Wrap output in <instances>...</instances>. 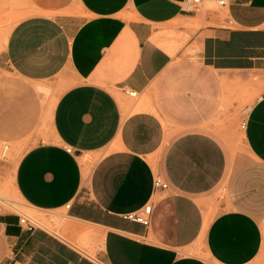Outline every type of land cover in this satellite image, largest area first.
Masks as SVG:
<instances>
[{
	"label": "crops",
	"instance_id": "crops-1",
	"mask_svg": "<svg viewBox=\"0 0 264 264\" xmlns=\"http://www.w3.org/2000/svg\"><path fill=\"white\" fill-rule=\"evenodd\" d=\"M8 1L30 14L0 30V67L66 84L14 188L32 211L64 210L90 255L0 213V264H262L264 93L245 155L215 124L248 84L264 90V0ZM149 204V226L124 218Z\"/></svg>",
	"mask_w": 264,
	"mask_h": 264
},
{
	"label": "rangeland",
	"instance_id": "rangeland-1",
	"mask_svg": "<svg viewBox=\"0 0 264 264\" xmlns=\"http://www.w3.org/2000/svg\"><path fill=\"white\" fill-rule=\"evenodd\" d=\"M29 14L30 12L22 10V6L16 7L8 0H0L1 37L16 22ZM258 82L257 77H252V83ZM65 87L66 84L58 79L29 83L19 79L6 67H0V191L6 192L4 196L11 200L10 203L15 201L10 206L0 202V213H16L27 218L36 227L54 233L90 255L86 242L68 238V222L64 210L50 213L32 211L15 195L14 175L18 161L31 147L52 141L51 111ZM263 93L264 90L259 86L248 84L246 96L236 100L238 105L232 106L230 113L225 114L215 124L216 132L230 147L232 154L245 155L247 152L243 125L251 106ZM136 100L130 99L129 103H136ZM5 144L8 145V150L1 156ZM261 262L264 264V245Z\"/></svg>",
	"mask_w": 264,
	"mask_h": 264
},
{
	"label": "built area",
	"instance_id": "built-area-1",
	"mask_svg": "<svg viewBox=\"0 0 264 264\" xmlns=\"http://www.w3.org/2000/svg\"><path fill=\"white\" fill-rule=\"evenodd\" d=\"M193 3H199V0H192ZM220 6H224L226 1L221 0L217 1ZM124 94L130 98H136L137 93L133 90L124 89ZM246 123L243 125L245 128ZM6 149V148H5ZM67 153H71V148L66 149ZM167 189V184L164 183L159 177H156L153 180V192L165 191ZM152 206L149 204L143 208L142 213H129L124 216L128 221L139 223L145 227L149 226L151 218ZM18 223L27 231H32L36 228V225L27 218H19Z\"/></svg>",
	"mask_w": 264,
	"mask_h": 264
},
{
	"label": "bare ground",
	"instance_id": "bare-ground-1",
	"mask_svg": "<svg viewBox=\"0 0 264 264\" xmlns=\"http://www.w3.org/2000/svg\"><path fill=\"white\" fill-rule=\"evenodd\" d=\"M127 106V105H126ZM122 107H124V105H122ZM124 109V108H123ZM125 110V109H124ZM50 119V118H49ZM55 140V139H54ZM6 148V149H5ZM7 150H8V145H4L3 146V149H2V152H1V156H3V155H5L6 154V152H7ZM87 173H89L88 172V170H84V176H86L87 175ZM5 191L3 192V190L2 191H0V202H2V203H4V204H7V205H12L11 203H13V202H15V201H13V202H11L10 203V201L11 200H9L7 197H5L4 195H5ZM8 194V193H7ZM6 194V195H7ZM15 195L19 198V200L21 201V202H23L22 201V199L18 196V194H17V192H16V190H15ZM16 199V198H15ZM14 204V203H13ZM19 204H21V203H19ZM17 204H15V206H16ZM21 205H24V204H21ZM6 206V205H5ZM13 207H14V205H13ZM15 209V208H14ZM64 217V216H63ZM43 221V220H42ZM84 231H86V230H84ZM80 232V231H79ZM89 233V232H88ZM80 235V234H79ZM78 235V236H79ZM89 235V234H88ZM82 236H84V235H82ZM77 237V236H76ZM80 238V237H79ZM81 239V238H80ZM83 239H84V237H83Z\"/></svg>",
	"mask_w": 264,
	"mask_h": 264
}]
</instances>
